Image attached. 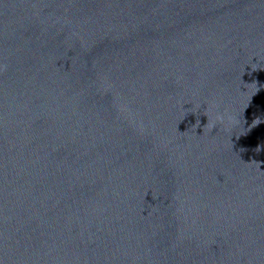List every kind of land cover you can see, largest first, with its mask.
<instances>
[{
    "label": "water",
    "instance_id": "water-1",
    "mask_svg": "<svg viewBox=\"0 0 264 264\" xmlns=\"http://www.w3.org/2000/svg\"><path fill=\"white\" fill-rule=\"evenodd\" d=\"M2 66L0 264H264V0H0Z\"/></svg>",
    "mask_w": 264,
    "mask_h": 264
},
{
    "label": "clouds",
    "instance_id": "clouds-1",
    "mask_svg": "<svg viewBox=\"0 0 264 264\" xmlns=\"http://www.w3.org/2000/svg\"><path fill=\"white\" fill-rule=\"evenodd\" d=\"M4 70H6V66H2V67H0V71H4ZM216 119L219 121V122H221V123H223V121H224V117L223 116H216ZM209 122V121H208ZM208 126V123L205 125V127H207ZM258 170H259V168H258Z\"/></svg>",
    "mask_w": 264,
    "mask_h": 264
}]
</instances>
